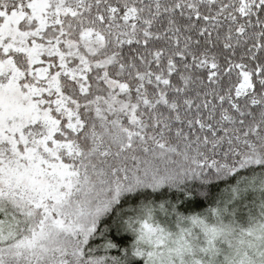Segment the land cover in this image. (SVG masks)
Here are the masks:
<instances>
[{
	"label": "snow or ice",
	"instance_id": "snow-or-ice-1",
	"mask_svg": "<svg viewBox=\"0 0 264 264\" xmlns=\"http://www.w3.org/2000/svg\"><path fill=\"white\" fill-rule=\"evenodd\" d=\"M0 264H264V0H0Z\"/></svg>",
	"mask_w": 264,
	"mask_h": 264
}]
</instances>
